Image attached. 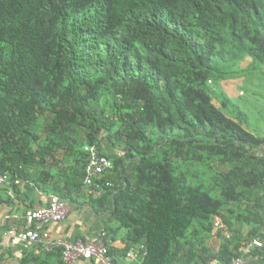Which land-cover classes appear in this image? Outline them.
Here are the masks:
<instances>
[{
    "label": "trees",
    "instance_id": "1",
    "mask_svg": "<svg viewBox=\"0 0 264 264\" xmlns=\"http://www.w3.org/2000/svg\"><path fill=\"white\" fill-rule=\"evenodd\" d=\"M246 55L264 60L260 0H0V172L28 180L30 169L56 158V140L87 129L85 145L113 163L104 175L112 186L89 198L108 201L110 218L130 229L122 254L142 243L140 264H173L188 229L208 231L235 194L231 185L216 197L188 183L170 152L181 161L226 162L264 146L217 85L241 75L233 67ZM213 94L230 105L229 115ZM108 99L127 109L120 116L126 129L118 130L124 149L116 154L101 150L115 124L101 102ZM45 112L52 118L40 145L35 122ZM83 148L72 151L75 165L55 193L65 200L83 187ZM246 155L248 165L254 156ZM254 178L261 182L264 173Z\"/></svg>",
    "mask_w": 264,
    "mask_h": 264
},
{
    "label": "crops",
    "instance_id": "2",
    "mask_svg": "<svg viewBox=\"0 0 264 264\" xmlns=\"http://www.w3.org/2000/svg\"><path fill=\"white\" fill-rule=\"evenodd\" d=\"M241 85L242 80L230 79L221 81L218 86L243 113L242 126L255 137H264V97H252L248 103L241 102ZM216 106L222 107L220 102ZM226 109H231L230 105ZM233 120L237 121L235 118ZM105 152L114 154L106 149ZM246 154H252L254 158L241 171L243 178L233 185L235 195L229 197L219 213L211 218L208 231L202 230L197 224L188 229L186 238L180 241L183 245L177 253L178 260L173 264H217L230 260L254 239L261 241L262 245L252 247L250 253L244 256L245 261L248 264H264V192L260 180L254 178L256 173H264V164L254 161H264V146ZM69 164H60V171L49 168V165L46 168H32L28 180H21L19 184L10 182L0 188V264L60 263V249L43 251L35 244L11 242L6 238V232L24 229L25 215L45 206L50 194L64 188L66 176L73 168ZM253 164H256V171L252 169ZM42 170L49 174L39 175L38 172ZM106 204L101 199L89 198L82 187L71 193L67 217L45 225V229L54 238L71 241L79 237L90 240L101 229H106L111 240L110 250L118 257L117 263L122 264L119 256L127 247L130 229L110 218ZM191 250L193 257H190ZM79 264L96 263L80 260Z\"/></svg>",
    "mask_w": 264,
    "mask_h": 264
},
{
    "label": "built area",
    "instance_id": "3",
    "mask_svg": "<svg viewBox=\"0 0 264 264\" xmlns=\"http://www.w3.org/2000/svg\"><path fill=\"white\" fill-rule=\"evenodd\" d=\"M210 82V81H209ZM87 162L84 166L83 187L86 195L97 198L104 188L111 187L112 183L104 179V175L113 167L111 159L101 153L96 145H85ZM13 182L19 184L21 180L8 172H0V188ZM264 192V179L260 182ZM68 214V200L57 194H50L48 203L40 208H35L25 215L26 227L21 230L10 229L6 232V238L11 242L23 244H35L43 251L58 248L61 251L62 264H79L80 260L94 261L96 264H118L117 258L110 250V236L106 229H101L92 239L77 238L74 241L54 238L45 229V225L64 220ZM261 241L254 239L244 245L238 255L228 262L217 264H248L244 256L249 254L252 247H261ZM144 244L131 246L121 254L122 264H140L145 255Z\"/></svg>",
    "mask_w": 264,
    "mask_h": 264
},
{
    "label": "rangeland",
    "instance_id": "4",
    "mask_svg": "<svg viewBox=\"0 0 264 264\" xmlns=\"http://www.w3.org/2000/svg\"><path fill=\"white\" fill-rule=\"evenodd\" d=\"M264 5V0H260ZM233 70L241 75L238 77L225 78L217 82V85L223 80H233L240 79L242 80V85L239 86V96L241 97L240 101H246L248 103L253 97L260 98L264 97V60L261 62L254 61L250 55H246L243 58L239 59ZM210 81V82H209ZM208 85L214 87L216 94L219 93L217 86H214V79H210ZM218 97L213 94L212 102L215 105H218ZM105 103L106 106V115L114 122V126L109 133V137L106 139L105 144L101 147L102 151H113L116 154L118 151L124 149V140L119 137L118 130L125 131L126 127L121 122L120 116H122L127 109L123 108L121 111H117L113 105L112 99L101 100ZM225 114H230V110L219 107ZM52 115L49 112L38 115L35 122V131L39 135L40 145H44L45 135L47 132L48 124L50 123ZM86 132L87 129L83 127H76L74 130L68 131V140H56V158L53 159L50 167H54V170L60 171V164L64 165H75L73 162V152L72 151H81L82 147L86 144ZM123 133V132H122ZM62 139L61 135L58 136ZM123 147V148H122ZM166 146L161 147L157 151V155L161 156L162 151L166 149ZM75 155V153H74ZM244 158H236L228 160L226 162H221L219 160H210L208 162H198V161H181L179 158H176L172 152L169 154V159L175 171H184L185 178L190 184H200L205 190H207L212 196H221L222 191L226 185H235L236 182L240 181L243 178L242 170L247 166V155L243 154ZM68 162V163H67ZM67 163V164H65ZM135 161L131 162L133 165ZM174 171V172H175ZM116 173L113 171L112 177L116 185L120 184V180L116 178ZM136 177L135 171L130 173V180L133 181ZM228 178V180L225 179Z\"/></svg>",
    "mask_w": 264,
    "mask_h": 264
}]
</instances>
